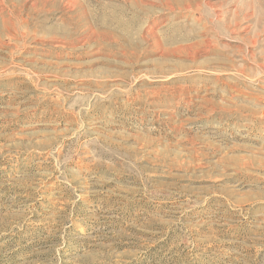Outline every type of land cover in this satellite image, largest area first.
Segmentation results:
<instances>
[{
	"label": "rangeland",
	"instance_id": "rangeland-1",
	"mask_svg": "<svg viewBox=\"0 0 264 264\" xmlns=\"http://www.w3.org/2000/svg\"><path fill=\"white\" fill-rule=\"evenodd\" d=\"M0 264H264V0H0Z\"/></svg>",
	"mask_w": 264,
	"mask_h": 264
}]
</instances>
